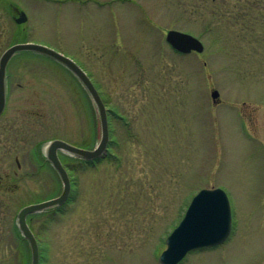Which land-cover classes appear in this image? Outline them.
<instances>
[{"label": "rangeland", "instance_id": "1", "mask_svg": "<svg viewBox=\"0 0 264 264\" xmlns=\"http://www.w3.org/2000/svg\"><path fill=\"white\" fill-rule=\"evenodd\" d=\"M171 30L203 51L176 52ZM23 43L86 72L111 137L94 161L60 152L72 192L60 210L31 217L40 264H161L187 204L211 188L228 195L232 234L180 264H264V0H0V58ZM7 87L0 264H30L21 261L18 213L63 190L47 147L93 150L101 123L76 75L43 54H15Z\"/></svg>", "mask_w": 264, "mask_h": 264}, {"label": "water", "instance_id": "2", "mask_svg": "<svg viewBox=\"0 0 264 264\" xmlns=\"http://www.w3.org/2000/svg\"><path fill=\"white\" fill-rule=\"evenodd\" d=\"M26 20L27 17L22 12L20 18L16 19V22L22 24ZM167 41L182 53H189L191 51L202 52L204 49L198 39L177 31H170L167 34ZM26 51L36 52L53 58L71 70L92 96L98 108L101 123V138L93 150L77 148L61 140L51 142L47 148V160L58 172L63 183L62 193L57 198L27 206L18 215L19 228L31 244L32 264H39L40 252L38 243L28 227L26 218L33 213L60 207L69 199L71 180L67 169L60 160L59 151L69 153L86 161H93L106 153L110 137L106 106L87 74L70 58L51 48L31 43L11 46L0 59V116L3 114L6 106V67L8 61L16 53ZM212 97L215 100L218 97V92H213ZM231 229L232 213L227 194L219 188L201 190L192 199L179 226L167 238V249L160 256V262L162 264H179L188 252L192 250L213 247L223 243L229 237Z\"/></svg>", "mask_w": 264, "mask_h": 264}, {"label": "flooded vegetation", "instance_id": "3", "mask_svg": "<svg viewBox=\"0 0 264 264\" xmlns=\"http://www.w3.org/2000/svg\"><path fill=\"white\" fill-rule=\"evenodd\" d=\"M9 64V63H8ZM8 68V67H7ZM6 80H7V72H6ZM8 87H7V96H8ZM8 99V98H7ZM53 213V212H52ZM34 214H32V215H29V216H27V219H26V222H27V224H28V226H29V228L31 229V231L33 232V234L35 235V237H36V239H37V241H38V245L40 246V243H39V237L37 236V234L34 232V230H33V228H32V226H31V221H32V219H31V217L33 216ZM18 233L19 234H17V236H19L20 237V240H19V246L21 247V248H23V245H25L26 246V248H24V252L25 253H23L22 255H21V261L22 262H24V259H25V261H30V255H29V250L31 249V246H30V243H29V241L23 236V234L21 233V231H20V229H18ZM26 249V250H25ZM41 259V258H40ZM18 260V259H17ZM41 261V260H40Z\"/></svg>", "mask_w": 264, "mask_h": 264}]
</instances>
